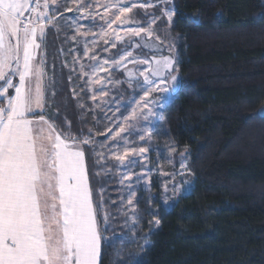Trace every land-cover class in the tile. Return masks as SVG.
<instances>
[{
    "label": "trees",
    "instance_id": "1",
    "mask_svg": "<svg viewBox=\"0 0 264 264\" xmlns=\"http://www.w3.org/2000/svg\"><path fill=\"white\" fill-rule=\"evenodd\" d=\"M172 6L170 34L180 40L178 94L147 146L170 144L177 161L183 153L192 187L170 208L161 205L156 179L148 192L139 187L138 238L132 240L119 209L113 163L104 157L106 175L94 179L106 189V235L115 232L118 242L102 245L101 264H264V0H172ZM63 22L59 35L49 29L46 36L45 71L52 74L47 114L56 115L58 128L67 119L74 134L92 129L99 152L106 138L97 133L105 132V121L93 110L80 72L63 67L60 50L71 56L72 30ZM117 77L125 78L123 72ZM120 86L130 94L126 84ZM97 159L87 152L90 175L99 168ZM151 212H157L159 227Z\"/></svg>",
    "mask_w": 264,
    "mask_h": 264
},
{
    "label": "snow or ice",
    "instance_id": "2",
    "mask_svg": "<svg viewBox=\"0 0 264 264\" xmlns=\"http://www.w3.org/2000/svg\"><path fill=\"white\" fill-rule=\"evenodd\" d=\"M158 3L166 5L161 9V17L153 16L144 25L137 23L128 27L123 36L112 28L113 24H132L134 21L129 13L133 9H149L156 5L151 0L147 3L109 0V3L99 5L105 9L100 19L107 26L102 27L99 35L104 44H110V48L103 51L110 53L118 44H123L117 55L99 58L95 54L99 41L93 40L92 48L84 42V58L95 62L88 66L90 72L84 70V65L80 67L79 78L87 76L88 91H93V84H104L99 95L106 97L109 95L105 90L106 83L114 86L127 83L134 91L130 105H118L115 110L130 107L126 115L122 113V122L107 128L106 132L97 133L104 135L106 140L110 136L112 141H124L122 152H112L111 145L100 144L101 148L108 149L112 158L129 169L123 174L121 183L132 179L130 168L138 162L130 159L125 163L126 158L136 156L143 160L150 151L145 146L128 147L129 140L124 134L138 135L139 140L146 143L150 141L154 127H142L141 120L151 125L153 118L161 119L166 104L173 103L178 94L175 85L179 62L175 44L168 43L153 27L159 19L166 18L167 27L171 28L176 13L174 8L167 7L172 0H158ZM94 6L85 0H0V264H101L102 245L111 248L118 242L115 232L106 235L111 220L105 203L106 189L102 180L94 179L102 173L106 175L101 163L105 153L96 150L97 141L92 129L87 134L82 130L74 134L67 119L64 126L58 128L56 115L47 114L44 83L47 79L44 54L47 32L54 29L59 35L63 27L59 21L64 19L65 25L75 33L69 37L73 42H77V36H96L91 28L87 32L81 31L83 26L79 24L80 20L89 17L95 19L89 11ZM65 12L79 15L65 17ZM109 14L114 18L109 19ZM135 49H140L142 54L135 55ZM165 50L170 54L163 55ZM129 64L138 67L132 70L128 68ZM100 72L109 74L106 83L98 76ZM115 72H123L126 79H113ZM17 78L18 82H14ZM154 93L160 95L153 98ZM55 94L53 91L52 95ZM77 95L73 89V98ZM91 99H97L95 92ZM78 107L82 109L85 105L78 103ZM88 151L98 157L96 165L99 168L91 175L86 164ZM181 168L187 169L186 164L182 162ZM161 175L175 180L174 173L162 172ZM168 191V182H165L164 192ZM171 191L177 197L182 194L175 184ZM134 198L133 191L127 206L134 215L128 219L136 223ZM152 202L149 196L148 203ZM169 202L165 196L163 203ZM121 214L128 216L123 209ZM150 215L155 220L154 227H159L157 212ZM128 231L133 238L137 235L135 229ZM126 234L121 233L119 242H123L122 237ZM135 264L143 262L138 260Z\"/></svg>",
    "mask_w": 264,
    "mask_h": 264
},
{
    "label": "rangeland",
    "instance_id": "3",
    "mask_svg": "<svg viewBox=\"0 0 264 264\" xmlns=\"http://www.w3.org/2000/svg\"><path fill=\"white\" fill-rule=\"evenodd\" d=\"M86 3L88 4H93L96 5L93 8L89 9V11L91 13H93V15L95 16V19L93 20L92 17H89V19H85V20H80L79 24L82 25L83 27L81 28V31L87 32L89 30V28H91V30L93 32H96L97 35L93 36V35H88V36H77L76 37V41L77 42H73L69 37L75 35L74 31L71 30V35L68 37V42H70L71 44V56H68V52L64 51V50H60V55L63 58V62L64 64H67L69 69H73V67H75L77 69L78 72H80V67L81 65L85 66V71L86 72H90L91 68L88 67L89 65L94 64V61H91L90 59H86L83 56V52H84V42L87 41L88 42V46L89 48H92V41L93 40H97L99 41L98 45L95 46V54L98 55L99 58H109L110 56H114L112 51L116 50V48L111 49V52H106L103 51V49L105 48H110V44H104L103 43V38L99 35V33L101 32L102 27L106 28L107 26L105 25V22L103 20L100 19V15L104 14L105 9L102 6L99 5H105L107 3H109V0H85ZM112 2H115V0H112ZM141 2L147 3L148 0H141ZM151 2L153 4H155L156 6L154 8H149V9H141V8H136L133 9L132 13H129V16L132 17L134 23L132 24H128V25H121L119 22H117L116 24H113L112 28L116 29V31H118L120 33V35H124L125 34V29H127L128 27H134L136 26V24H140V25H144L146 24V22L153 16L155 17H161V9L166 7V5L160 4L158 3V0H151ZM167 7L173 8L172 4L167 5ZM63 10V9H62ZM65 17H73L75 15H79L78 13H67L65 12ZM25 15H28L27 13ZM114 17L111 16V14H109V19H112ZM64 21V19H63ZM62 24V23H61ZM64 26L65 22H63ZM63 26V25H62ZM155 31L157 33H159V35H161L168 43H174L175 47H176V53L178 52V42L180 41L178 38H174L171 34H170V28L167 27V21L166 18H161L157 21V23L153 26ZM70 29V28H69ZM72 29V28H71ZM108 31L110 33H112V35L114 36L115 33L112 32V29H108ZM136 39V38H133ZM125 43H127V40L125 41ZM121 45L122 47H124L123 44H118ZM117 45V46H118ZM121 47V48H122ZM45 54V53H44ZM134 54L135 55H141V50L140 49H135L134 50ZM170 53L165 50L163 52V55H169ZM79 60V63H75V60ZM138 66L129 64L128 68L135 70ZM139 67H144V66H139ZM119 72H115L113 74V79H118L117 75ZM108 73L107 72H100L98 73V76L102 79L103 82L106 83V81L108 80ZM126 79V77L124 78V80ZM84 80V84H85V88L86 90L88 89L89 85L87 84V76L83 77ZM118 80H122V79H118ZM140 80L142 81V78H140ZM51 81H52V74H48L47 73V79L45 80V87L47 89L46 91V96H48L49 93V88H51ZM14 82H18V78L14 81ZM127 86V91L130 93L129 95H126V93L124 92V90L121 88L120 85L114 86L111 83H106V89L109 91V95L106 97H100L99 92L101 90L102 87H104V84H93L91 85L93 91L90 92L87 90L88 95H89V99H90V103L93 106V110L94 111H99L100 112V116L101 118H103V120L105 121V125H104V129L105 132L107 130V128L109 127H115L116 123L118 122H122V113L124 115L127 114L128 111H130V107L126 108V107H121L120 111H115L118 105L121 106H128L130 105V97L134 96V91L132 88L128 87L127 83H124ZM179 84V80L178 83L175 85V92L176 89L178 87ZM12 90H10L11 92ZM93 92H95V94L97 95V99L95 101H93L91 99V96L93 95ZM14 94V93H13ZM159 93H154L153 94V98L159 96ZM136 98H138V94H136ZM110 102V103H109ZM169 104H166L165 108L168 106ZM165 108L162 110V116H163V112L165 110ZM158 114H160L161 110H157ZM160 120V119H159ZM157 119L153 118L152 119V123L151 125H149L147 122L141 120L140 124L142 127H154V132L156 131V123H158ZM135 131V130H133ZM127 139L129 140V144L127 145L128 147H133V146H145V147H149L150 151L148 153L145 154L146 158L141 160L139 157L136 156H130L128 158H126L125 163H127V160L130 159H135L138 162L131 166L130 168V172L132 173V179L129 180H123V183H121V180L123 179V174L125 172H128L129 169L124 168L119 161L115 160L114 158H112L111 153L108 151L107 148H101L100 147V151L99 152H104L105 153V158H107L108 160H111V163H113V174L116 177V181L118 183V186L120 187V190L118 192V200H119V209H120V213H121V209H123L124 211L128 212V216H125V219L128 222V229H135L136 232V226L135 223H133V220L128 219V217H132L134 214L128 210V206H127V199L129 197V194L131 192H135L136 195V191L138 190V188H142L144 191L150 190L151 188V179L154 178L156 179L157 183L159 184V188L161 190L160 193V200H161V205L164 208H170L171 203L177 198V196L174 195V193L171 191V188L173 186V184H175L178 188H181V196L183 194H186L190 191L191 187H192V183L190 181V177H191V172L187 169H182L181 168V163L183 162L184 164H186V160L182 157H180L177 161L175 159V154H176V149L175 151H172V149H174V147L172 145H157L156 147H151V144L147 146L148 143H150L152 141V138L150 141H148L147 143L145 141H140L138 138V135H132V136H128L127 133L124 134ZM104 144H108L111 145V150L112 152H115L117 150L119 151H123V147H124V141L120 140V141H112L109 138L106 140H104ZM152 151L153 153V159L150 158V152ZM162 172H166V173H174L175 174V180L172 179L171 176H164L161 175ZM183 172V174H181ZM143 174V175H141ZM137 177H139V180L137 179ZM165 182H168V188L169 191L167 193L164 192V185ZM181 182H183V184H181ZM131 184L132 187L129 188L128 185ZM165 196H167L169 198V204L165 205L163 203V200L165 198ZM136 197L134 198V203H135ZM135 217H136V213H135ZM129 232V238H131L132 240L137 241L138 236L136 235L134 238L132 237L131 231ZM126 238V237H124ZM146 246V244H142L140 245V247H144Z\"/></svg>",
    "mask_w": 264,
    "mask_h": 264
}]
</instances>
